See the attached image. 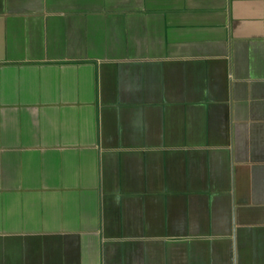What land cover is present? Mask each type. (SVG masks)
Masks as SVG:
<instances>
[{
  "label": "crops",
  "instance_id": "1",
  "mask_svg": "<svg viewBox=\"0 0 264 264\" xmlns=\"http://www.w3.org/2000/svg\"><path fill=\"white\" fill-rule=\"evenodd\" d=\"M0 264H264V0H0Z\"/></svg>",
  "mask_w": 264,
  "mask_h": 264
}]
</instances>
